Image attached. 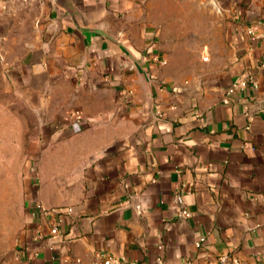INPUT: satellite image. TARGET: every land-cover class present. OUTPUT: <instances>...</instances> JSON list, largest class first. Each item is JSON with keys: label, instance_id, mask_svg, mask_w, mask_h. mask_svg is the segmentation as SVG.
I'll return each mask as SVG.
<instances>
[{"label": "crops", "instance_id": "crops-1", "mask_svg": "<svg viewBox=\"0 0 264 264\" xmlns=\"http://www.w3.org/2000/svg\"><path fill=\"white\" fill-rule=\"evenodd\" d=\"M263 23L264 0H0V68L79 182L25 193L0 264H264Z\"/></svg>", "mask_w": 264, "mask_h": 264}, {"label": "rangeland", "instance_id": "rangeland-1", "mask_svg": "<svg viewBox=\"0 0 264 264\" xmlns=\"http://www.w3.org/2000/svg\"><path fill=\"white\" fill-rule=\"evenodd\" d=\"M16 88L0 68V261L14 245L25 219V193L57 186L62 196L77 189L78 172L63 156L66 138L47 137L46 106ZM75 175V176H74Z\"/></svg>", "mask_w": 264, "mask_h": 264}, {"label": "built area", "instance_id": "built-area-1", "mask_svg": "<svg viewBox=\"0 0 264 264\" xmlns=\"http://www.w3.org/2000/svg\"><path fill=\"white\" fill-rule=\"evenodd\" d=\"M21 1L24 3H28L31 1H39V0H21ZM260 26L264 27V23L261 24ZM257 27H258V24L252 25V26L248 27L247 32L254 35ZM255 35L264 38V33H261V34L259 33V34H255ZM249 81H251L252 84H255V81L253 79L250 78ZM245 85H246L245 81L235 83V84H233V87L229 89L228 92H232L234 87L245 86ZM175 201L180 206V213L179 214L181 217L187 218V217H190L192 215V211L183 205V201H182V197H181L180 192L175 193ZM50 232L52 234H56L57 233V226L56 225L53 226L50 229ZM159 247H161V246H159ZM117 262L118 261L115 258L110 257V258H107L101 264H113V263H117ZM183 264H193V263H191L190 261H185ZM208 264H245V263L233 255L223 254L215 262H211Z\"/></svg>", "mask_w": 264, "mask_h": 264}]
</instances>
